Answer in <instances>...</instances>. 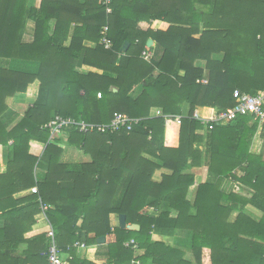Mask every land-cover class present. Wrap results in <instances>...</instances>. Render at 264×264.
<instances>
[{
    "label": "trees",
    "instance_id": "1",
    "mask_svg": "<svg viewBox=\"0 0 264 264\" xmlns=\"http://www.w3.org/2000/svg\"><path fill=\"white\" fill-rule=\"evenodd\" d=\"M109 7L0 0V58L38 64L34 72L0 67V264L46 263L47 229L25 236L45 224L71 255L67 264H95L78 257L74 244L94 245L100 236L107 264H264V124L238 115L209 128L192 116L210 119L233 107L234 90H264V0H110ZM27 19L35 25L31 43L21 39ZM149 38L157 48L146 61ZM17 93L35 97L18 118L6 102ZM117 113L140 121L102 133L71 125L51 136L42 128L56 115L99 124ZM32 140L45 145L40 155ZM64 146L89 160L62 162ZM199 166L203 179L184 172ZM160 167L170 173L155 181ZM248 203L262 216L247 211ZM111 213L139 229L112 228ZM178 233L186 247L153 239ZM131 239L136 248L124 245Z\"/></svg>",
    "mask_w": 264,
    "mask_h": 264
},
{
    "label": "crops",
    "instance_id": "2",
    "mask_svg": "<svg viewBox=\"0 0 264 264\" xmlns=\"http://www.w3.org/2000/svg\"><path fill=\"white\" fill-rule=\"evenodd\" d=\"M41 0H29V6L38 8L40 5ZM54 23L51 22V28L53 27ZM160 25V21L155 20L152 22V27L154 29H156L157 27H159ZM34 30H35V25L34 22L31 19H27L26 24H25V28L22 34V42L24 43H31L34 39ZM85 45L90 46V47H94V43L92 42H88L85 41ZM150 47H153V49L149 50L151 53L154 52V50L157 48L155 42L151 39V43H150ZM218 57V56H216ZM221 58V57H220ZM37 63L32 62V61H24V60H9L6 58H0V67H10L16 70H20V71H25V72H34L37 69ZM182 73V71H181ZM137 90H140V86H137ZM35 100V97H29L24 93H17L15 94L13 97H9L7 98L6 102L8 105V111L7 112H12L13 114L16 115V117H20L22 116V112L23 110H21L20 108H18V106L22 103H26V104H31L33 101ZM186 110V107H185ZM160 111L159 108H154L151 110L152 114L154 115H158V112ZM253 119H251L252 121ZM261 125L259 124V127ZM263 142H264V137L262 138ZM261 141V138H257L256 142ZM30 145H31V151L34 154L40 155L45 147V145L41 142L38 141H30ZM255 148H257V145L254 146ZM195 148H198L200 150L204 149V145L203 143H199L195 145ZM148 157V156H146ZM89 157L87 155L84 156V154L79 151L78 149L72 148V147H67L64 146L63 147V153H62V157H61V161L62 162H84V161H88ZM45 170V166L42 164L40 171H44ZM185 173H191L194 174L196 176V178H205L206 176V172H205V168L204 166H199V167H193L190 169H186L184 170ZM170 173V171L168 169H165L163 167H160L159 169L155 170L154 174H153V180L155 181H159L161 179L162 174H168ZM237 175L241 174V171L238 169L236 171ZM127 174L123 175V179L116 191V194L114 196L113 199V206H115L118 203V200L120 198V195L122 193V189H123V183L124 180L126 178ZM233 186V183L229 180L227 182V180H224L222 183V187L225 190H229L231 189V187ZM31 192V190H30ZM27 193L25 192H21L19 194L16 195V197H20L23 196ZM246 209L247 211H249L250 213H252L254 216L256 217H260L262 216V212L260 210H258L257 208L253 207L252 205H250L249 203L246 205ZM148 211L154 212L156 211L155 207L150 206L148 209ZM109 219H110V224L111 227H116L119 226L118 225V215L116 213H111L109 215ZM127 224H131V223H127ZM49 225H41L36 231L34 232H30L28 235H33L39 232H43L46 229H48ZM138 228L134 229V230H138ZM153 239L154 240H161L167 244H177L178 246H186V242H187V236L185 235H181L180 233L176 234L175 236H160V235H156L153 234ZM77 255L80 258H87L89 260H92L95 264H107V260H108V245L106 243V238H105V242L103 243H96L94 245H90V246H85L84 248H77ZM124 264H133V261H128Z\"/></svg>",
    "mask_w": 264,
    "mask_h": 264
},
{
    "label": "built area",
    "instance_id": "3",
    "mask_svg": "<svg viewBox=\"0 0 264 264\" xmlns=\"http://www.w3.org/2000/svg\"><path fill=\"white\" fill-rule=\"evenodd\" d=\"M102 4L106 6V13H110L111 9L109 7L110 0H101ZM108 25H104L101 30L102 42L105 48L111 47V41L107 37ZM141 57L149 61L152 58V53L148 49H144L141 52ZM197 82L207 83V79L203 78L197 80ZM97 96L100 97L101 94L97 93ZM233 97L236 102L233 107L216 111L215 114L210 118H202L197 111H194L192 116L195 119H198L201 124L207 125L209 128H212L214 124H226L234 120L238 115H251L256 119L259 124H264V90L259 93L251 94L246 92H240L239 90H234ZM161 114V113H160ZM159 115V114H158ZM165 118L167 116L164 115ZM181 116L175 117V121L179 123ZM140 118L130 117L125 113H117L109 122L107 123H88L82 120H75L71 117H62L56 115L48 123H46L42 128L47 129L50 132V135L53 136L62 131L63 128L67 126H75L82 133L90 132H114L122 128L126 130H131L132 127L138 124ZM31 192L36 193V187L31 188ZM45 208V207H44ZM46 234L49 237V245L46 252L43 254L46 257V263H37V264H67L68 260L71 259V255L65 251H62L54 238L53 228L49 225L46 230ZM132 245L136 248L134 240H129L124 242L125 246ZM77 248H84L86 245L84 242H76L74 244Z\"/></svg>",
    "mask_w": 264,
    "mask_h": 264
},
{
    "label": "water",
    "instance_id": "4",
    "mask_svg": "<svg viewBox=\"0 0 264 264\" xmlns=\"http://www.w3.org/2000/svg\"><path fill=\"white\" fill-rule=\"evenodd\" d=\"M150 43H151V39L149 38V39L147 40V43H146L147 47H150ZM128 45H129V42H127V41L124 42V44L122 45L120 51H121V52H124V51L127 49ZM118 225H119V227L122 228V229H130V230H134V229L138 228V225H137V224H127V223H126V219H125V215H124V214H119V215H118ZM97 242H98V243H103V242H105V237H104V236H100V237H98V238H97Z\"/></svg>",
    "mask_w": 264,
    "mask_h": 264
},
{
    "label": "rangeland",
    "instance_id": "5",
    "mask_svg": "<svg viewBox=\"0 0 264 264\" xmlns=\"http://www.w3.org/2000/svg\"><path fill=\"white\" fill-rule=\"evenodd\" d=\"M216 56H218V57H216ZM214 58H220L221 57V54H219V55H214L213 56ZM202 64V63H201ZM34 98V97H33ZM28 106V104H26V103H22V104H20L19 106H18V108H20L21 110H23V109H26V107ZM160 113H161V111H159L158 112V114L160 115ZM85 156V155H84ZM36 226L30 231V232H34V231H36ZM30 232H28V233H26L25 234V236L27 237V236H32V235H28ZM34 235V234H33ZM186 247V246H185ZM186 252V258H190V254H188V250H186L185 251Z\"/></svg>",
    "mask_w": 264,
    "mask_h": 264
}]
</instances>
